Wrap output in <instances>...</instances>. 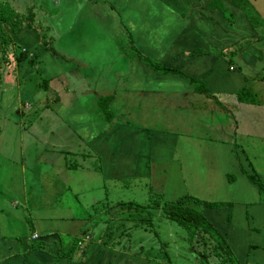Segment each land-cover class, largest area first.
Returning <instances> with one entry per match:
<instances>
[{"label":"crops","instance_id":"1","mask_svg":"<svg viewBox=\"0 0 264 264\" xmlns=\"http://www.w3.org/2000/svg\"><path fill=\"white\" fill-rule=\"evenodd\" d=\"M65 1L40 0L38 6L47 10L45 18L56 17L54 9ZM109 2L78 0L74 16L83 14L85 3L84 9L90 8L87 16L96 11L106 21L104 29L111 31V42L106 38L102 44L115 48V42L119 52L120 43L128 45V67L118 77L94 40L80 42L85 53L62 54L65 68L45 70L46 63L57 65L52 59L43 65L52 48L45 43L46 33L28 26L21 31V48L27 51L15 63L16 69L24 65L25 72L19 76L15 71L16 82L37 70L49 74L36 82L39 89L17 110L27 153L21 170L42 169L34 173L40 176L37 183L43 196L30 206L22 179L21 204L26 210L22 225L29 231L12 230L11 236L0 229V264H132L130 250L125 254L114 247L102 250V244L97 245L102 239L98 236L92 242L86 229L89 217L77 215L69 204L54 205L56 197L50 203L49 193L69 189L76 195L86 184L103 190L118 182L123 190L130 186L128 180L134 186L140 176L151 175V164L154 170L177 166L172 173L174 190L181 176L187 193L203 202L200 209L207 225H216L222 235L219 254L226 259L216 264H264V190L259 187H264V0ZM118 3L137 14L136 33L132 20L127 18L131 27L124 22ZM31 8L37 9L32 4ZM67 12L68 8L59 9L60 19ZM29 32L30 38L24 35ZM116 79L121 83L114 88ZM26 95L31 96L28 91ZM36 100L43 102L40 115L23 123ZM102 192L109 202L107 191ZM158 196L162 205L184 195L172 200ZM94 199L91 202L99 200ZM11 203L19 204L17 199ZM122 204L118 201L115 207ZM155 213L163 216L160 206ZM83 241L91 242L92 248Z\"/></svg>","mask_w":264,"mask_h":264},{"label":"rangeland","instance_id":"2","mask_svg":"<svg viewBox=\"0 0 264 264\" xmlns=\"http://www.w3.org/2000/svg\"><path fill=\"white\" fill-rule=\"evenodd\" d=\"M1 1L10 3L12 7L18 9V12L25 14L24 16L28 19H30L28 14L30 13L31 4L37 8L34 9L37 17L32 22L31 28L27 29L35 30L38 33H42V35L46 33L45 43L47 45H49L50 41L48 39L49 36H52V48L48 50L50 53L49 56L43 58V65L51 59L57 63L56 66L46 63L43 67L45 70L48 69L51 72L57 71L58 67L65 68V66H63L64 56L69 57L72 53H85L86 50L81 46L80 42L94 40L96 43L98 42L102 50L100 51L102 56L113 64V72L116 77H118L119 74L123 75L124 69L129 63L127 57L128 45L125 44V41L120 43L122 48L119 52L115 42L112 43L115 44V48H110L108 45L102 44L106 38L107 42H111L109 40L111 31L107 28L104 29L106 21L97 16L96 11L91 12L93 16H87L86 12L89 11L90 8L84 9V7H86L85 3L81 8L83 9V14L74 16V6L75 2H78V0L73 2L66 0L64 2L65 7L63 8H60L64 5L62 2H59V7L56 8L57 11L54 9V15L56 17L47 16L45 18L48 12L47 10L46 12L42 11L38 6L40 0ZM108 1L111 2V0ZM121 4L122 3H118L117 8L121 12L120 14L124 22H127V18L132 20V30L136 33L135 28L138 27L140 21L137 14L134 11L125 9V4H122L123 6ZM64 8H68V12L66 13V17L60 19L61 17L58 16V10ZM70 12L71 15H68ZM41 13L43 17H39ZM152 19H154V16L147 19L145 23L146 26L147 24L150 25ZM11 22L13 23L14 21L12 20ZM29 23L30 22L24 20L25 25L21 28L20 32L26 31L25 29ZM60 24L61 28L57 29ZM127 25L131 27L129 22H127ZM65 27L69 28L64 29ZM161 27L162 26H159V28ZM1 28L5 36L11 38L8 33L11 27L3 24ZM80 31H83L86 35L78 34L76 36ZM23 32L11 38V51L9 53L3 48L0 49V229L3 231L7 229L8 235L11 236L13 235L12 230L21 234H25L29 231L28 227L22 225V221L25 223L24 211H26L23 209L24 205L21 204V201H23L22 179L24 178L26 183L28 203L30 206L37 203L40 195L43 196V194H40L41 188L37 183L40 176L37 178L34 173L35 170L42 171V169L36 166V168L24 167L23 173L21 170L22 166L27 163V153L26 145L24 142L22 143L25 137L19 135L23 133V129L21 127L20 131V121L19 117H17V110L21 104L20 102H25L26 99L29 100L30 97L34 96L35 91L39 89L36 86V82H40L45 77L47 78L49 74L45 75L44 71L37 70L35 73H30V77L28 78L19 77L16 82L17 76L15 75V71L19 76H21V72H25L24 65L16 69L19 63H15L17 57L19 58L21 54L27 51L26 48L25 51L22 50L23 47L21 48L22 44L20 38ZM133 32L131 36L134 35ZM50 33H52V35H50ZM24 35H29L28 38L31 37L30 32ZM261 35H264V33ZM132 39L135 40L134 37ZM125 40L127 39L125 38ZM2 46H4V44L2 45L1 43L0 47ZM133 50L135 51L136 48H133ZM133 50L130 49V52L133 53ZM112 53L113 60H111ZM62 54H64V56H61ZM20 61L22 62V58ZM66 69H64V71ZM117 83L120 84L121 79H116L114 88ZM26 91H28L31 96L29 95V97H27ZM122 92L125 93V91ZM37 102L36 100L32 103V107L26 110V115L22 118L23 123L30 121L34 116L40 115L43 102ZM142 107L145 106L143 105ZM45 126L46 123L44 128ZM28 130L29 129L25 128L24 135L28 134ZM145 153L148 154V151ZM75 164L77 165V163ZM154 168L155 165L151 164L152 174L140 176L137 179L138 182L134 186L132 181L128 180L130 186H124V189L122 188L123 190H120L121 186H123L121 182L113 186L102 187L103 190H101V187H93L86 184L84 191H82V189L75 191L77 193L76 195H74V190L70 191L69 189H61L60 191L56 190V192L49 193V201L53 203V197H56L53 203L54 205L69 204L77 215L82 212L86 218L89 217L90 223L86 229L92 239L91 241L95 242L99 236L105 243H98L97 241V245L102 244V250L114 247L115 251L122 252L123 254L130 250V255L134 256H130V262L132 264H137L139 262L137 259L142 261L141 264H148V261L149 264H216L215 262L217 260L226 259L224 256L220 257L222 252V247L220 246L223 245L221 242L222 235L217 230L216 225L209 224L208 226L207 223L209 222L207 220V223L205 222L195 231L192 227H184L175 221L161 216L160 213H155L156 209L149 208L152 209V214L149 216V209L135 212L136 209L134 208L125 209V207L121 206H119V208L115 207L118 201H132L141 206L155 205L156 202L159 201L158 194L163 197L164 200H172L184 195L188 196V198L183 200V205L190 209L199 210L202 214L203 209L200 208L203 202L198 201L197 196L195 197L187 193L183 177L180 176V183L176 186L177 189L174 190L173 185L176 178H172V173L178 171L177 166L171 165V170H169L168 167L157 170H154ZM25 169L27 170L25 171ZM78 177L80 178V176ZM55 179L57 180L56 177ZM122 181L125 180L123 179ZM47 183L48 181L46 179L44 183L46 187L48 186ZM50 188H56L55 184H51ZM104 190L108 193L106 197L110 199L108 200L109 202H106L107 200L104 199V192H102ZM97 197L99 198V203L91 202L94 198L98 199ZM13 199H17L19 204L14 205L11 203ZM79 201H81V203ZM165 203L166 202L163 204ZM106 204L110 206L109 209L104 207ZM215 205H217V202ZM104 211H107V214H104ZM130 213H139L138 217L147 218L148 216L149 221L146 224H142L145 220H138L137 224H135L134 221H126L125 215ZM4 234L7 235L5 231ZM67 240L70 241V238L67 237ZM83 243L86 245V248H92L91 242L83 241ZM67 244L70 243L67 242ZM103 246L106 247L103 248ZM78 247L79 246L76 245V251L80 255V249ZM192 248L198 253V257L192 255ZM77 252H74V255ZM75 260H78V258L76 259L75 257ZM221 264L226 263L222 262Z\"/></svg>","mask_w":264,"mask_h":264},{"label":"trees","instance_id":"3","mask_svg":"<svg viewBox=\"0 0 264 264\" xmlns=\"http://www.w3.org/2000/svg\"><path fill=\"white\" fill-rule=\"evenodd\" d=\"M30 8V13L28 14L30 19L26 18L24 15L18 12V9L15 7H12L10 3H7L5 1L0 0V42L4 46L0 47V49L6 50V52L11 51V46L10 42L12 41V37H15L21 30V28L25 25L24 20L27 22H30L27 26L31 27L32 22L35 19V12L31 10ZM14 21L13 23L11 21ZM3 24L8 25V27H11V29L8 30V33L10 34L9 36L11 38H8L5 36L4 31H2V26ZM52 40V38H51ZM49 41V45H51L52 41ZM0 43V44H1ZM8 50V51H7ZM156 69H162V70H170L169 68L166 67H158L154 66ZM261 190H264V187L260 184L259 185ZM188 198V196H182L176 201L173 202H167L163 205L159 204L160 202H156L154 205H147V206H141L137 203L134 202H125V204L120 205L121 207H125V209H136L135 212H141L142 210L149 209V208H154L158 209L160 206L161 213L163 214L164 217L177 222L178 224L184 226V227H192L195 231L198 230V228L206 222L205 218L203 215L200 213L198 210H194L193 208H187L183 205V200ZM199 201V200H198ZM207 205H211L210 203L205 202ZM162 206V208H161ZM152 208V209H153ZM148 210V213L151 216L152 212L151 210ZM138 214H126L125 215V220H130L133 221L135 219L139 220H145L142 222V224H146L149 221V218L146 217H138ZM123 220V219H122Z\"/></svg>","mask_w":264,"mask_h":264},{"label":"built area","instance_id":"4","mask_svg":"<svg viewBox=\"0 0 264 264\" xmlns=\"http://www.w3.org/2000/svg\"><path fill=\"white\" fill-rule=\"evenodd\" d=\"M33 237H34V238H37V237H38V234H37V233H34V234H33Z\"/></svg>","mask_w":264,"mask_h":264},{"label":"clouds","instance_id":"5","mask_svg":"<svg viewBox=\"0 0 264 264\" xmlns=\"http://www.w3.org/2000/svg\"><path fill=\"white\" fill-rule=\"evenodd\" d=\"M22 50H24V51H25V48H22Z\"/></svg>","mask_w":264,"mask_h":264}]
</instances>
